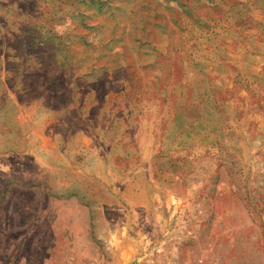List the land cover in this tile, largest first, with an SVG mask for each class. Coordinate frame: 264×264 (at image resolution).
I'll return each mask as SVG.
<instances>
[{
    "label": "rangeland",
    "instance_id": "obj_1",
    "mask_svg": "<svg viewBox=\"0 0 264 264\" xmlns=\"http://www.w3.org/2000/svg\"><path fill=\"white\" fill-rule=\"evenodd\" d=\"M0 264H264V0H0Z\"/></svg>",
    "mask_w": 264,
    "mask_h": 264
}]
</instances>
